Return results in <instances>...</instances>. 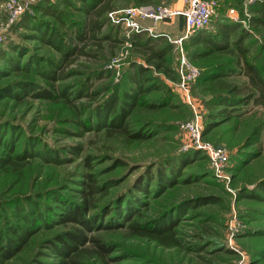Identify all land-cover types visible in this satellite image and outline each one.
I'll list each match as a JSON object with an SVG mask.
<instances>
[{
	"label": "rangeland",
	"instance_id": "374dc122",
	"mask_svg": "<svg viewBox=\"0 0 264 264\" xmlns=\"http://www.w3.org/2000/svg\"><path fill=\"white\" fill-rule=\"evenodd\" d=\"M44 1L22 0L26 4L22 14L26 12L35 20L48 22L61 35L62 26L53 17L34 10L35 4L43 5ZM98 1L47 0L62 10L68 22H77L76 27L70 26L69 35L62 38L66 45H77V51L62 58L60 52L42 45L31 36L35 30L30 25L27 28L16 27L19 18L11 19L10 0H0V47L8 49L11 42L18 43L24 52H34L40 58L48 59L44 60L40 71L49 65L46 61L59 62L58 68L54 69L58 79L54 81L46 80L37 71L27 74L7 70L0 73H3L0 75V91L9 87L18 95L0 94V137H11L13 153L27 148L33 154L18 168L0 165V233L6 234L1 232L4 224L22 223L20 217L23 213L32 217L36 209L45 207V203L61 211L62 204L48 198L51 191L80 202L79 191L84 188L86 174H92L96 184L111 182L93 197L92 210L96 211L99 206L109 204V207H114L116 200H122L123 196V202H127L133 194L129 188L137 176L145 178L147 170L155 173L161 167L169 172L170 167L166 164L174 163L177 176L173 174L170 182H166L173 184L161 186V190L157 188L159 185L151 184L153 194L141 197L144 202L139 205L135 220L145 222L172 207L175 209L180 203L197 200L195 206L173 215L177 222V244L163 245L153 239L130 234L126 228L94 232L114 247L110 256L117 257L121 264H264V200L242 193L245 189L258 193L260 181L264 180V106L248 104L238 116L219 119L216 127L204 133L207 122L214 119L211 113L217 108L208 106L210 99L220 90L214 81H206L199 76L202 71L221 64L232 71L220 78L221 82L245 86L248 80L242 72V61H239L237 53L209 52L203 44L193 48L186 42L187 37L181 43L173 42L184 35L185 30L184 22L177 24L174 21L178 14L158 22L141 20L138 31H130L123 24H117L110 14L141 4L163 3L174 8L181 0H152L149 3L110 0L111 10L99 18L102 29L96 38L69 39L78 30L79 23L84 27L91 22L81 7L93 2L97 8L108 0ZM253 1L216 0V11L208 27L214 31L216 24L227 18L248 29L247 56L264 76V27L255 29L248 23L252 16L249 5ZM183 5L184 0L180 6ZM230 9H234L236 20L232 19ZM142 32L153 37L161 36L163 42L171 45L159 70L143 58L141 50L131 41L133 33ZM193 49L205 52L193 57ZM9 51L16 54L12 48ZM26 58L27 55L17 56L19 63ZM182 59L199 71L188 87L191 98L201 111V139L227 149L228 160L219 173L213 172L208 156L202 150L185 147L188 140L181 124L190 120L192 113L178 88ZM133 63L148 66V75L156 79L148 76V80H141L138 87V82L129 76L134 72ZM184 67L186 72V65ZM31 81L42 88L49 87L58 97L40 98L34 94L37 87L24 92L21 86ZM151 84L162 87L155 89ZM133 89L141 92L139 95L145 103L130 108L124 121L126 133L86 130L80 125L79 122L88 121L86 125L95 128L98 123L96 108H104V100L111 94L117 95L120 101L124 92ZM61 90L71 98L59 96ZM167 93L173 98L169 104L149 105ZM138 131L146 133V136L136 138L134 133ZM7 153L8 148L0 143V158ZM53 155L63 161L47 160ZM184 159H189V163L183 167ZM211 196L215 198L211 203L198 199ZM65 228L67 225L49 224L48 229L35 233L29 243L4 264H55L58 258L43 247L42 241ZM81 257L82 264H101L99 257L90 252L83 253Z\"/></svg>",
	"mask_w": 264,
	"mask_h": 264
},
{
	"label": "trees",
	"instance_id": "16d2710c",
	"mask_svg": "<svg viewBox=\"0 0 264 264\" xmlns=\"http://www.w3.org/2000/svg\"><path fill=\"white\" fill-rule=\"evenodd\" d=\"M101 1L103 0H99L98 3ZM137 1L139 3H149L152 0ZM46 2L47 0L44 1L43 5L39 3L35 4L33 8L43 15L53 17L56 22L62 26L61 29L63 31H61V35H59V32L48 22L35 20L26 12L19 17L15 25L16 27L24 28L30 25L31 29L35 30V33L31 34L33 38L40 41L42 45L50 46L60 52L62 58L70 57L77 51V45H66L65 42L62 41V38L69 35L68 30H71L70 26L76 27L77 22H68L61 9H58L53 3ZM93 4V2H90L86 4L87 7H81V10L88 14L91 22L84 27L82 23H79L77 26L78 30L75 32L74 36H70L69 39L72 40L73 38H77L81 41L88 37L92 39L97 37L98 31L102 29L99 18H101L107 10H111L112 5L110 0L106 1L104 4L101 3L97 8H95ZM249 11L252 13V16L249 17L248 23L255 29L263 28L264 0H254L253 3L249 5ZM216 25L217 29L214 31L207 26V28L193 31L184 39L188 42V45L193 48L203 44L209 52L230 51L235 54L237 53L239 61H242V72L246 75L248 82L245 86L241 87L221 82L220 78L232 72L228 67L221 64L201 72L199 78H204L206 81H214V84H216L220 90L218 94L210 99L208 106L217 108L214 113H211L210 116L214 117V119L207 122L204 133L216 127L219 124L217 122L219 119L238 116L242 108L248 106V104L264 106V76H262L255 65L250 63L247 56L249 49L248 44H246V38L249 36V30L243 27L242 24L231 20L229 21L227 18ZM105 37L109 38V36ZM162 40L163 38L161 36L153 37L147 34L145 35V32L133 33L131 36V41L141 50L143 58L157 70L162 67V63L165 60L164 58L171 50V45ZM22 47L23 46L18 43L13 42L10 43L8 49L0 47V73H5L7 70L10 72L22 71L27 74L37 71L40 72V75L46 80L54 81L58 79L54 69L58 68L59 62H54L52 60L46 61L49 62V65H45L44 70L40 71L41 66L44 64V60L48 59L40 58L39 55L34 52L28 54L27 51L24 52L23 49H21ZM10 48L16 50V54L11 53V51H9ZM202 52L205 51L193 49V57ZM19 54L22 56L27 55V58L22 63H19L17 60ZM13 55H16V57ZM133 67L134 72L129 76L134 82H138V87L141 86L140 81L145 78L147 80L149 77H151V79H156L148 75V66L141 63H133ZM151 86L155 89L162 87L161 85L158 86L155 84H151ZM21 87L24 92L37 87L38 90L34 94L43 99H56L58 97L49 87L42 88L33 81L23 84ZM9 89V87L3 88L0 94L2 96H18ZM145 89L147 90L148 88L145 87ZM139 93L141 92L137 89L124 92V96L120 101L117 95L111 94L110 97L104 100V108H96L98 123L95 124V128L86 125L88 121L79 122L80 125L87 128L86 130L92 128L94 130L103 129L106 132L117 131L126 133L124 121L127 119L132 107L137 104L143 105L145 103L144 98H141L142 96L139 95ZM58 94L67 99L71 98L65 90H61ZM172 100L171 94L167 93L161 95L159 99L149 105L151 107L163 106L169 104ZM134 136H136V138H144L146 133L143 134L138 131L134 133ZM0 143L8 148V153L4 155L3 158H0V165L2 166L18 168L22 162L28 161L26 159H30L33 155L31 151H27V148H24L19 153H13L11 137L7 139L0 137ZM74 151L77 152V149L74 148ZM47 160L55 163L63 161L58 159L57 155L50 156ZM188 160H181V165L183 167L188 165ZM163 163L165 162L163 161ZM158 166L160 167L161 164ZM166 166L170 167L168 169L169 172H165L164 168L161 167L155 173L147 170L145 172V178L143 175L137 176L129 188V191L132 190L133 194L129 196L127 202H123L125 198V196H123L122 200L121 198L116 200L114 207H109L108 204L107 206H99L96 211L92 210L94 209L92 205L93 197L97 195V192H99L101 188H107V185L111 184L110 180L102 184H96L94 176L92 174H86L87 179L85 180L86 182L83 183L84 188H80L79 191L80 202L71 201L67 196L60 193L56 194V192L51 191L48 193V198L61 203L63 209L60 211L55 206L45 203V207L41 210L36 209L32 217L23 213L20 217L22 223L13 224L9 222L8 225L4 224L5 227L1 232L6 234L0 233V263L4 264L7 260L14 257L17 252L21 251L29 243V240L35 233L39 232L41 229H48L51 223L62 226L67 225V228L64 230L42 241L43 247L50 250V252L58 258L55 264H82L81 256L85 252H90L98 256L101 260V264H121L117 257L110 256L114 247L106 243L99 234H93L94 232H98V230L126 228L129 230L130 234L153 239L167 246L176 245L175 231L177 222L173 218V215L175 213L179 214L188 207L195 206L197 200L180 203L175 209L172 207L163 212L160 216L148 219L145 222L135 220L136 216L139 214V205L144 202L141 197L146 194H148L147 196L153 194V191L151 192L150 190L151 184L155 186L159 185L157 188L160 190L162 189L161 186L165 187L173 184L166 182H170L171 176L176 174L175 165L174 163H168ZM175 176H177V174ZM258 187L260 188L258 193L257 191L250 192L246 189L242 193H246L247 196L258 200H264V180L260 181ZM198 199H201V202L203 200H208L207 202L211 203L215 198L211 196L208 198L200 197Z\"/></svg>",
	"mask_w": 264,
	"mask_h": 264
},
{
	"label": "built area",
	"instance_id": "2783aa9c",
	"mask_svg": "<svg viewBox=\"0 0 264 264\" xmlns=\"http://www.w3.org/2000/svg\"><path fill=\"white\" fill-rule=\"evenodd\" d=\"M184 3L185 5H183V7L174 8L163 3H158L157 5L141 4L140 6H129L125 7V9L112 11L110 14L114 22L123 24L128 27L130 31L140 30L141 27L139 22L144 19H151L154 22H158V20L168 19L176 14L179 16L181 15L185 25L184 35L179 36L173 41L181 43L182 39L186 38L193 31L207 28L217 6L216 0H184ZM24 5L26 4H23L22 0H10L11 19L19 18L22 15L25 7ZM112 13H114V16ZM230 13H233V15H231L232 19L236 20L237 17L234 14V9H230ZM184 64L186 65V72H184ZM198 72L196 67L188 65L185 60L182 59L179 70L181 80L178 82V88L182 93L184 102L191 109L192 118L182 122L181 128L185 131L188 140L185 147L202 150L208 156L209 164L213 172L219 173L227 163V149L221 145L205 143L201 139V111L191 98L188 87L190 80L194 79L198 75Z\"/></svg>",
	"mask_w": 264,
	"mask_h": 264
},
{
	"label": "crops",
	"instance_id": "0c3cea01",
	"mask_svg": "<svg viewBox=\"0 0 264 264\" xmlns=\"http://www.w3.org/2000/svg\"><path fill=\"white\" fill-rule=\"evenodd\" d=\"M180 5H182V0H181V2L179 1L177 4H175L174 6L179 7ZM180 7H181V6H180ZM174 21H175L177 24H180L181 22H184V21H183V18L180 17V16H177V17L175 18Z\"/></svg>",
	"mask_w": 264,
	"mask_h": 264
}]
</instances>
